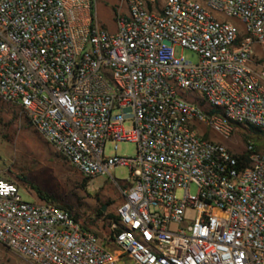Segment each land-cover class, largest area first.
I'll return each mask as SVG.
<instances>
[{
  "label": "built area",
  "instance_id": "1",
  "mask_svg": "<svg viewBox=\"0 0 264 264\" xmlns=\"http://www.w3.org/2000/svg\"><path fill=\"white\" fill-rule=\"evenodd\" d=\"M94 4L0 0V99L84 177L130 183L92 229L0 178V243L36 264H264V154L197 130L264 132V0H118L114 31Z\"/></svg>",
  "mask_w": 264,
  "mask_h": 264
},
{
  "label": "rangeland",
  "instance_id": "2",
  "mask_svg": "<svg viewBox=\"0 0 264 264\" xmlns=\"http://www.w3.org/2000/svg\"><path fill=\"white\" fill-rule=\"evenodd\" d=\"M117 7L118 0H95L94 15L99 24L108 31L115 30L113 12ZM228 21L239 25L236 19L228 18ZM256 50L264 57V51L259 48ZM174 54L192 62H196L198 58L193 51L180 46H174ZM183 96L203 109L208 108L207 104L201 103L197 93H185ZM124 126L129 128V123L126 122ZM197 130L204 138L224 144L235 154H244L248 141L254 144L258 152L264 154V132L259 130L237 126L228 139L204 125H199ZM114 144L107 141L105 155L135 156L136 146L133 142L119 141L116 143V150L113 148ZM111 176L113 178L108 175L93 178L81 175L30 126L25 114L0 99V178L15 182L23 200L45 202L36 195L31 186L33 185L47 193L54 203L101 229L99 220L113 214L122 200L120 189L126 188L130 183L129 170L125 166L112 168ZM189 192L196 193L193 183L189 186ZM175 193L177 198H181L184 190L179 188ZM99 211L101 214H98ZM0 264L36 263L20 257L0 243Z\"/></svg>",
  "mask_w": 264,
  "mask_h": 264
},
{
  "label": "trees",
  "instance_id": "3",
  "mask_svg": "<svg viewBox=\"0 0 264 264\" xmlns=\"http://www.w3.org/2000/svg\"><path fill=\"white\" fill-rule=\"evenodd\" d=\"M243 157H244V154L239 155V158H243ZM31 186L35 189L36 195H37L41 200H43V201H45V202H52V203H54V202L51 200L50 196H49L47 193L43 192L42 190H40L39 188H37V187H35V186H33V185H31ZM55 204H56V203H55ZM59 206H60V205H59ZM60 207L66 209V208L63 207V206H60ZM66 210H68V209H66ZM68 211H69V210H68ZM69 212H70V211H69ZM98 214H101V211H99ZM73 216L75 217L76 220H78V221H80L81 223H83L84 226H86V227H90V228H92V229H95L94 225H91V224L88 223L87 221L82 220L81 218H79L78 216H76V215H74V214H73ZM96 230H97V229H96Z\"/></svg>",
  "mask_w": 264,
  "mask_h": 264
},
{
  "label": "water",
  "instance_id": "4",
  "mask_svg": "<svg viewBox=\"0 0 264 264\" xmlns=\"http://www.w3.org/2000/svg\"><path fill=\"white\" fill-rule=\"evenodd\" d=\"M102 210H104V207L102 208Z\"/></svg>",
  "mask_w": 264,
  "mask_h": 264
}]
</instances>
